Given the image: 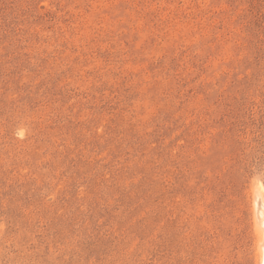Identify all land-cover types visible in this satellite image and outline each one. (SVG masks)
Instances as JSON below:
<instances>
[{
	"label": "rangeland",
	"instance_id": "obj_1",
	"mask_svg": "<svg viewBox=\"0 0 264 264\" xmlns=\"http://www.w3.org/2000/svg\"><path fill=\"white\" fill-rule=\"evenodd\" d=\"M257 181L264 0H0V264H262Z\"/></svg>",
	"mask_w": 264,
	"mask_h": 264
},
{
	"label": "bare ground",
	"instance_id": "obj_2",
	"mask_svg": "<svg viewBox=\"0 0 264 264\" xmlns=\"http://www.w3.org/2000/svg\"><path fill=\"white\" fill-rule=\"evenodd\" d=\"M263 183L261 181H257L254 184V203L257 208V212L259 215V218L257 216V225L258 226V232L260 235V251L262 252V264H264V187H262ZM255 211V209H254ZM261 258V257H260Z\"/></svg>",
	"mask_w": 264,
	"mask_h": 264
},
{
	"label": "snow or ice",
	"instance_id": "obj_3",
	"mask_svg": "<svg viewBox=\"0 0 264 264\" xmlns=\"http://www.w3.org/2000/svg\"><path fill=\"white\" fill-rule=\"evenodd\" d=\"M262 187H264V185H262Z\"/></svg>",
	"mask_w": 264,
	"mask_h": 264
}]
</instances>
